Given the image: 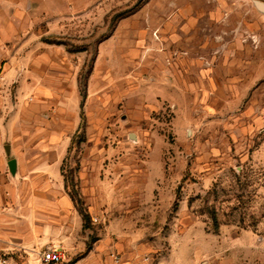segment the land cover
<instances>
[{
    "label": "rangeland",
    "instance_id": "obj_1",
    "mask_svg": "<svg viewBox=\"0 0 264 264\" xmlns=\"http://www.w3.org/2000/svg\"><path fill=\"white\" fill-rule=\"evenodd\" d=\"M255 1L0 0V130L19 127L0 185L21 189L27 149L51 145L90 217L58 264H264ZM49 237L9 253L48 264Z\"/></svg>",
    "mask_w": 264,
    "mask_h": 264
},
{
    "label": "crops",
    "instance_id": "obj_2",
    "mask_svg": "<svg viewBox=\"0 0 264 264\" xmlns=\"http://www.w3.org/2000/svg\"><path fill=\"white\" fill-rule=\"evenodd\" d=\"M18 131V123L13 118L8 125L2 124L0 145L5 141L14 143ZM6 147L10 148L9 154ZM6 147V155L0 152V166L13 153L10 145ZM27 150L30 156L23 161L27 167V176H24L25 181L22 183V188L28 189L27 194L22 193V188L5 194L8 185H0V254L15 260L10 250L26 249L34 243L36 235L42 233L50 236L48 241L62 242L47 249H58L64 259V247L69 248L75 235L84 228L82 215L66 191L62 179L65 155L51 145L33 146ZM23 162H17L18 175H24L23 171L20 173Z\"/></svg>",
    "mask_w": 264,
    "mask_h": 264
},
{
    "label": "built area",
    "instance_id": "obj_3",
    "mask_svg": "<svg viewBox=\"0 0 264 264\" xmlns=\"http://www.w3.org/2000/svg\"><path fill=\"white\" fill-rule=\"evenodd\" d=\"M96 221V220H95ZM42 261L48 264H58L63 261V253L56 248H49L42 254ZM0 264H18L7 255L0 254ZM110 264H123L119 256H113Z\"/></svg>",
    "mask_w": 264,
    "mask_h": 264
},
{
    "label": "water",
    "instance_id": "obj_4",
    "mask_svg": "<svg viewBox=\"0 0 264 264\" xmlns=\"http://www.w3.org/2000/svg\"><path fill=\"white\" fill-rule=\"evenodd\" d=\"M255 6L261 13H264V3L263 2L255 1ZM6 151L9 154L10 153V148L6 147ZM8 166H9L11 174L15 175L16 171H17V162H16V160H11L9 162Z\"/></svg>",
    "mask_w": 264,
    "mask_h": 264
},
{
    "label": "trees",
    "instance_id": "obj_5",
    "mask_svg": "<svg viewBox=\"0 0 264 264\" xmlns=\"http://www.w3.org/2000/svg\"><path fill=\"white\" fill-rule=\"evenodd\" d=\"M73 201L77 204L79 201L76 200L74 197H72ZM80 214L82 215L83 222H84V228H86L87 222L90 220L89 215L83 210V209H78Z\"/></svg>",
    "mask_w": 264,
    "mask_h": 264
}]
</instances>
